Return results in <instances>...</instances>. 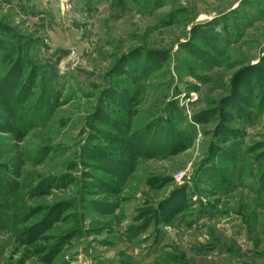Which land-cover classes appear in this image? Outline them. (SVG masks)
<instances>
[{
	"label": "rangeland",
	"instance_id": "1",
	"mask_svg": "<svg viewBox=\"0 0 264 264\" xmlns=\"http://www.w3.org/2000/svg\"><path fill=\"white\" fill-rule=\"evenodd\" d=\"M0 264H264V0H0Z\"/></svg>",
	"mask_w": 264,
	"mask_h": 264
}]
</instances>
